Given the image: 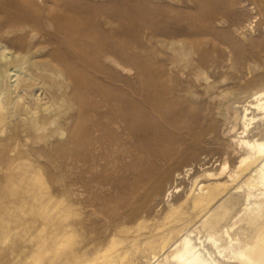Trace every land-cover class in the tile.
<instances>
[{
  "label": "bare ground",
  "instance_id": "1",
  "mask_svg": "<svg viewBox=\"0 0 264 264\" xmlns=\"http://www.w3.org/2000/svg\"><path fill=\"white\" fill-rule=\"evenodd\" d=\"M237 2L0 0V132L24 158L0 264H264V35L219 28Z\"/></svg>",
  "mask_w": 264,
  "mask_h": 264
},
{
  "label": "rangeland",
  "instance_id": "2",
  "mask_svg": "<svg viewBox=\"0 0 264 264\" xmlns=\"http://www.w3.org/2000/svg\"><path fill=\"white\" fill-rule=\"evenodd\" d=\"M91 3H99L101 0H87ZM238 1L235 8L243 11L245 13V16L240 20L238 23H232L230 22L227 17L223 14L220 19V24L218 25L220 29H227L230 33L231 37L238 40L241 38L242 33H245L247 36L251 38H260L262 35H264V16H260L259 14V8L260 6L264 5V0H236ZM188 6H192V3H189ZM245 43V42H244ZM69 91V89H68ZM8 130V129H7ZM5 131V132H4ZM9 131L3 130L0 132V140L2 144L0 143V153H5L7 158L10 160H2L0 159V187L5 189L6 191L10 192L8 189V181H9V172L8 169L11 168L13 165L17 164L18 161L24 160L23 157H21L22 148L21 145L14 146L10 142H3L2 140L6 138L8 135L7 133ZM2 135V136H1ZM57 141L59 139L51 138L46 143H41L39 145H33L31 146L33 149H39L43 148L46 149L47 147H51L56 145ZM5 143V144H4ZM14 147H13V146ZM10 146V147H9ZM13 149L9 153L7 152V148ZM6 149V150H5ZM44 160V158H42ZM40 159L39 162H35L33 159H29L30 162L34 163L37 169L39 170V176L40 178L47 181L48 186L52 187L54 186V178L55 174L57 173L55 169H53L51 166L49 168L44 167V161ZM63 162H68L63 161ZM211 164V163H210ZM209 164V165H210ZM218 163H214V166H217ZM170 178H166V180L163 182V188L167 182H169ZM222 179V178H221ZM189 181L184 182L185 185H189ZM21 218L24 220L25 216L24 214H21ZM20 218V219H21ZM10 226H13L12 223H10ZM2 252V251H1Z\"/></svg>",
  "mask_w": 264,
  "mask_h": 264
}]
</instances>
